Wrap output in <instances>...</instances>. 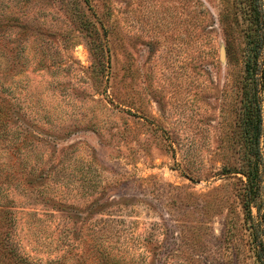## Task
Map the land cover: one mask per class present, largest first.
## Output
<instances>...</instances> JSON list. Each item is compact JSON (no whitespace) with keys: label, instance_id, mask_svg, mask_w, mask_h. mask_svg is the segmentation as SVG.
<instances>
[{"label":"rangeland","instance_id":"obj_1","mask_svg":"<svg viewBox=\"0 0 264 264\" xmlns=\"http://www.w3.org/2000/svg\"><path fill=\"white\" fill-rule=\"evenodd\" d=\"M246 4L0 0V209L15 256L259 264L241 202ZM261 119L254 223L264 94Z\"/></svg>","mask_w":264,"mask_h":264},{"label":"trees","instance_id":"obj_2","mask_svg":"<svg viewBox=\"0 0 264 264\" xmlns=\"http://www.w3.org/2000/svg\"><path fill=\"white\" fill-rule=\"evenodd\" d=\"M261 0H247L243 7L247 26L244 30L246 46L244 50V71L242 80L243 117L241 119V135L245 145L243 165L240 173L245 177L241 197L245 219L251 225L256 258L259 264H264V212L254 223L252 207L260 212L258 200L261 195L262 157L259 139L262 134L261 102L264 94V13L260 8ZM3 112L0 110V113ZM9 118V117H8ZM0 119H2L0 117ZM5 120V118H3ZM2 122L0 121V127ZM6 215L0 209V256L12 261L13 264H28L20 255L15 256V250L10 246L9 232L6 229Z\"/></svg>","mask_w":264,"mask_h":264},{"label":"water","instance_id":"obj_3","mask_svg":"<svg viewBox=\"0 0 264 264\" xmlns=\"http://www.w3.org/2000/svg\"><path fill=\"white\" fill-rule=\"evenodd\" d=\"M220 55H221V58L223 59V56H224V48L223 47H221V49H220Z\"/></svg>","mask_w":264,"mask_h":264}]
</instances>
